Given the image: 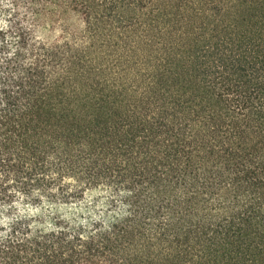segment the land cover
Listing matches in <instances>:
<instances>
[{
  "label": "trees",
  "instance_id": "obj_1",
  "mask_svg": "<svg viewBox=\"0 0 264 264\" xmlns=\"http://www.w3.org/2000/svg\"><path fill=\"white\" fill-rule=\"evenodd\" d=\"M0 264H264V0H0Z\"/></svg>",
  "mask_w": 264,
  "mask_h": 264
}]
</instances>
